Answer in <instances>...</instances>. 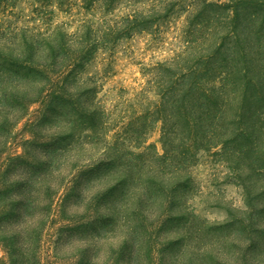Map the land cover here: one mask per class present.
Instances as JSON below:
<instances>
[{"label":"rangeland","instance_id":"1","mask_svg":"<svg viewBox=\"0 0 264 264\" xmlns=\"http://www.w3.org/2000/svg\"><path fill=\"white\" fill-rule=\"evenodd\" d=\"M83 1L18 0L14 8L0 12V44L20 40L26 28L44 27L41 16L64 30L70 41H79L86 21L103 24L100 6L88 10ZM202 5V0H180L177 13L156 34H137L106 50L99 48L94 60L79 69L76 84L66 89L71 99L27 106L15 100L21 91L10 90L0 100V119L7 122L0 128L6 140L0 146V185L14 184V205L22 200L20 192H27L35 201L34 216L46 220L45 227L38 223L42 237L36 254L41 264H264V152L259 157L215 155L222 147L199 152L190 169L193 182L176 200L150 196L151 187L159 191L158 186L140 179L120 181L124 173L141 175L129 167L138 163L139 153L150 154L134 149L137 137L132 131L139 127L140 110L135 95L147 84L154 63L184 51L198 37L188 34L190 27L203 29L192 27L202 19ZM130 6V0H121L115 15ZM217 13L223 15L222 10ZM203 19L207 26L203 22L198 38H213L205 34L215 24ZM216 27L223 29L222 23ZM227 39L234 52L246 48V56H264V33L242 35L239 42L234 35ZM256 75L264 91V73ZM87 86H96V92ZM250 108L248 100L246 110ZM97 114L105 122L94 133L92 118ZM160 138L159 129L150 131L144 148L155 145L163 154ZM114 158L108 169L106 162ZM122 159L129 163L123 165ZM34 166L36 181L26 185ZM19 236L27 248L34 238Z\"/></svg>","mask_w":264,"mask_h":264},{"label":"trees","instance_id":"2","mask_svg":"<svg viewBox=\"0 0 264 264\" xmlns=\"http://www.w3.org/2000/svg\"><path fill=\"white\" fill-rule=\"evenodd\" d=\"M227 1L219 4L202 0L203 10L199 13L202 19L191 23L194 28L205 29L203 17L206 16L215 28L209 29L205 36L210 34L214 39H199L203 29H196L199 30L196 32L190 27L188 35L198 37L194 41L189 39L184 51L151 66L147 84L135 95V106L140 109L137 113L139 127L132 131L137 137L134 149H145L150 154L137 155L138 163L129 168L142 174L124 173L120 178L122 184L140 179L150 187L158 186L159 191L151 187L150 196L163 194L176 200L193 182L190 169L199 152L210 153L219 147L222 151L214 153L219 156L253 153L259 157L264 152V91L259 87L260 76L256 75V71L264 73V56L253 53L246 56V48L234 52L227 39L233 35L237 41L242 35L262 37L264 0ZM17 2L0 0V12L14 8ZM83 2L88 10L94 5L100 6L103 24L86 21L79 31V41L71 42L64 30L41 16L38 21H44V27L38 26V30L26 28L22 30L20 40L11 39L7 44H0V100L7 98L10 90L21 91L23 95L15 100L24 101L27 106L71 99L66 97V89L76 84L79 69L94 60L91 58L99 48L106 50L137 34H156L161 24L177 13L180 0H130L132 6L118 16L115 15L116 5L121 0ZM140 5L144 6L138 8ZM217 10H222L223 15ZM211 12L213 16H207ZM220 23L221 31L216 27ZM86 88L92 92L97 90L96 86ZM252 89L256 95H251ZM248 100L251 103L249 111L246 110ZM249 113L251 117L247 116ZM92 121L94 133L96 127L105 122L98 114ZM6 123V119H0V128ZM156 129L161 133L163 154L155 145L144 148L148 142L146 135ZM2 137L0 146L6 144ZM114 156L122 158L119 153ZM115 161V158L108 160L106 167L109 169V163ZM120 163L125 165L129 160L122 159ZM37 172L34 166L28 173L26 185L36 181ZM158 173L161 175L157 176ZM156 182L159 184H154ZM13 186L6 181L0 185V251L3 253L0 264H41L36 254V245L42 237L38 223L45 227L46 220L34 216L35 201L27 192H20L22 200L12 204ZM134 197L138 198L136 193ZM19 234L33 235L28 248Z\"/></svg>","mask_w":264,"mask_h":264}]
</instances>
